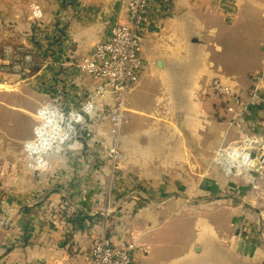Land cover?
I'll return each instance as SVG.
<instances>
[{
  "label": "crops",
  "instance_id": "0c3cea01",
  "mask_svg": "<svg viewBox=\"0 0 264 264\" xmlns=\"http://www.w3.org/2000/svg\"><path fill=\"white\" fill-rule=\"evenodd\" d=\"M131 1L0 0V28L12 30L11 39L36 49L44 62L31 77H10L0 60V264H86L103 233L106 208L113 210L114 245L135 246L133 264H264L263 209L232 196L244 177L231 182L213 166L235 141L231 136H242L231 127L230 100L219 97L213 84L248 97L264 73V0H173L166 15L153 16L144 33L147 70L132 95L136 121L123 128L121 173L111 197V124L100 120L99 110L70 142L24 153L25 128L41 107L59 102L78 108L93 92L94 84L71 65L109 41ZM250 122L264 133V114ZM249 178L264 185V179ZM136 190L143 200L130 198ZM227 191L236 201L211 198ZM184 195L193 197L190 206ZM199 198L207 200L197 203ZM184 212L194 235L171 256L152 235ZM7 217L10 228L2 225ZM226 217L241 233H218L229 232L215 220ZM256 224L260 232L250 233ZM152 247L159 252L152 254Z\"/></svg>",
  "mask_w": 264,
  "mask_h": 264
},
{
  "label": "built area",
  "instance_id": "2783aa9c",
  "mask_svg": "<svg viewBox=\"0 0 264 264\" xmlns=\"http://www.w3.org/2000/svg\"><path fill=\"white\" fill-rule=\"evenodd\" d=\"M173 0H132L126 20L112 25L110 39L98 44L93 52L80 61L72 63L75 73L94 82L92 96L82 101L78 108H67L61 103L44 105L25 128L23 148L25 154L36 153L37 145L52 146L70 142L77 127L90 120L100 111V120L111 124L110 184L107 197L112 196L113 187L120 177L123 160V128L135 118L132 95L141 74L147 66L143 60L145 31L153 25V16L167 14ZM35 20L42 18L39 8L33 11ZM7 66L2 68L6 75L24 76L33 63L38 51L31 47H20L17 51L5 48ZM264 73L250 85L248 97L235 93L232 88L215 81L213 89L223 100H230L231 127H237L242 136L228 149L216 155L213 166L220 168L226 178L255 177L264 179V133L255 131L250 122L256 113L264 114ZM38 153V152H37ZM36 159L35 163H40ZM254 170V171H252ZM254 173L255 175H252ZM132 200H143L139 191L130 193ZM104 219L103 233L86 260V264H133L135 246L114 245L109 220L113 210L106 208L101 214Z\"/></svg>",
  "mask_w": 264,
  "mask_h": 264
},
{
  "label": "rangeland",
  "instance_id": "374dc122",
  "mask_svg": "<svg viewBox=\"0 0 264 264\" xmlns=\"http://www.w3.org/2000/svg\"><path fill=\"white\" fill-rule=\"evenodd\" d=\"M11 29H13V28H11ZM11 34H12V30H10L8 27H6V29L5 28H2V29L0 28V60H3L5 58V50H6L5 48L6 47H9L13 51H17L20 48L17 45V43L14 40L11 39ZM143 60H144V58H143ZM145 64H146V62H145ZM146 66H147V64H146ZM146 70H147V68H146ZM6 76L15 77L13 74L12 75L8 74ZM89 81L92 82L91 80H89ZM92 83L94 84L93 86H94V89H95V85L96 84L94 82H92ZM138 85H139V82L137 83V87H138ZM137 87H136V89H137ZM49 88H47V91H50ZM132 108H133V103H132ZM9 118L10 117H8L5 120H9ZM136 119H137V117H136ZM5 120H3L4 124H5V122H4ZM135 121L132 122V124H134ZM231 121H232V117H231ZM126 127H127V125H126ZM232 128L233 129H237L239 131V129L237 127H235V126H232ZM232 135H235V134L232 133ZM238 138H239L238 135L231 136V140H236ZM219 170H220V168H219ZM252 171H254V170H252ZM252 175H255V174L252 173ZM227 179H230L231 182L240 181V180H233L232 178H227ZM236 179H238V178H236ZM245 179H249L250 183L247 184L245 182ZM245 179H243V182H240L241 184L243 183L242 184V189L239 191V188L241 187V185H238V189L235 191L236 195H232V196L236 197L237 199H239V201L240 200H242V201L245 200V203H247L251 207L258 208V209L262 208L263 209V213H264V185L263 184L262 185L258 184L255 181V179H250V178H245ZM253 183L258 184L261 187H259L258 189H254V184ZM244 192L247 193V196H248L247 200L242 198V195H243ZM229 194H232V193H230L228 191H227V193H220L219 192V193L213 195L214 197L211 196V198H214L213 199L214 201L218 200L217 203L230 202V199L232 201H236V200H234V198H230ZM217 197L219 199H217ZM182 200L184 202L188 203V206H190V204L193 203L194 199L190 195H184ZM195 200H196L197 203H201L202 204V203L206 202L207 199L204 198L202 200V198H199V199H195ZM188 206H187L186 209H187V212L190 213L191 211H190V208L188 209ZM220 210L218 212H220V214H222L223 213L222 208H220ZM187 212H184L181 217L172 218L168 222V224L166 226H164V228L160 232H158L155 235H152V240L151 241H154V240L160 241L164 245V248L162 249V251L167 253V254H169V255H171V256H175L179 251H181L182 246L188 244V242L191 241L192 235H194L193 228H192L193 221H191L189 219V214H187ZM201 213H204V212L201 211ZM233 213H235V212H233ZM262 217L264 218V214H263ZM6 219H8L9 222H10V218L7 217ZM234 219L239 220V217L237 216ZM234 219L229 220L228 217L223 218V219H220V218L215 219L216 221L220 220L222 225L226 224V226H228V228H229V232H226V231L222 230V231H218V233H241V229H240L241 227L240 226L233 227L234 223L237 224V222L233 223ZM254 221H255V219H252V223ZM2 225H3V223H2ZM256 226H257V229L253 230L250 233L256 234V233L260 232L261 228L257 224H256ZM262 230H263V233H264V227L262 228ZM155 252H159V250L154 248V247H152V254H154Z\"/></svg>",
  "mask_w": 264,
  "mask_h": 264
},
{
  "label": "trees",
  "instance_id": "16d2710c",
  "mask_svg": "<svg viewBox=\"0 0 264 264\" xmlns=\"http://www.w3.org/2000/svg\"><path fill=\"white\" fill-rule=\"evenodd\" d=\"M38 45V44H37ZM40 46H37V48H39ZM36 50V49H35ZM40 50V49H38ZM42 51V50H41ZM43 52V51H42ZM44 54H48L49 55V51H44ZM44 66V62L38 58L36 55L33 59V63L31 64V66L28 68L27 70V76L31 77L32 75H35L37 72H39ZM94 93V90L92 93L88 94L87 96L83 97L82 101H85L87 98H89L90 96H92V94Z\"/></svg>",
  "mask_w": 264,
  "mask_h": 264
},
{
  "label": "water",
  "instance_id": "95a60500",
  "mask_svg": "<svg viewBox=\"0 0 264 264\" xmlns=\"http://www.w3.org/2000/svg\"><path fill=\"white\" fill-rule=\"evenodd\" d=\"M118 6H119V2L115 6L116 12L119 11V7ZM3 226L4 227H8V228L12 227V225L9 223V220L8 219H4Z\"/></svg>",
  "mask_w": 264,
  "mask_h": 264
}]
</instances>
